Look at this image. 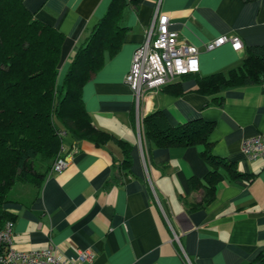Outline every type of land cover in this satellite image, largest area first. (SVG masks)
<instances>
[{
    "label": "crops",
    "instance_id": "obj_1",
    "mask_svg": "<svg viewBox=\"0 0 264 264\" xmlns=\"http://www.w3.org/2000/svg\"><path fill=\"white\" fill-rule=\"evenodd\" d=\"M22 1L34 19L65 37L61 84L74 51L113 0ZM122 2L119 48L104 52L102 67L81 92L94 127L109 138L98 146L65 135L61 155H70L67 168L61 173L50 168L36 193L8 206L14 216L12 248H52L62 260L89 250L93 264H185V257L191 264H264V160H249L241 151L244 140L264 133V83L211 93L200 89L241 67L250 47L264 45V0ZM158 8L178 41L198 49L200 69L145 93L136 107L124 79ZM222 36L238 37L242 48L233 51L226 43L205 50ZM155 112L171 127L211 123L209 153L235 164L238 177L221 171L213 196L204 200L211 165L200 147L160 148L148 141L142 121ZM191 180L201 187L190 190Z\"/></svg>",
    "mask_w": 264,
    "mask_h": 264
},
{
    "label": "trees",
    "instance_id": "obj_2",
    "mask_svg": "<svg viewBox=\"0 0 264 264\" xmlns=\"http://www.w3.org/2000/svg\"><path fill=\"white\" fill-rule=\"evenodd\" d=\"M122 5V0L111 2L107 15L74 51L58 84L63 34L34 19L22 0H0V231L8 221H14L8 206L24 202L8 199L13 184L18 180L32 182L36 193L61 155L65 135L75 142L85 140L98 146L109 138L94 127L84 110L81 92L102 67L104 52L111 54L119 48ZM248 52L241 67L226 78L212 77L200 89L211 93L264 83V45L252 46ZM142 128L146 139L160 148L202 149L200 154L212 168L204 177V200L213 196L221 171L237 176L235 164H225L209 153L211 123L194 120L171 127L161 113L155 112L143 118ZM60 131L65 135L60 136ZM123 147L129 150V146ZM7 165L11 168L6 169ZM189 186L190 190L201 187L196 180Z\"/></svg>",
    "mask_w": 264,
    "mask_h": 264
},
{
    "label": "built area",
    "instance_id": "obj_3",
    "mask_svg": "<svg viewBox=\"0 0 264 264\" xmlns=\"http://www.w3.org/2000/svg\"><path fill=\"white\" fill-rule=\"evenodd\" d=\"M152 22L141 46L134 54L130 71L124 79L134 95L136 107L145 93L160 91L163 87L173 83L175 79L199 73V51L195 47L178 41L175 31H170V19L155 11ZM230 44L233 51L242 48L238 37L222 36L206 45L210 51ZM237 45H239L237 47ZM64 136V132H59ZM241 151L249 160H264V133L244 140ZM70 155H60L51 166V172L61 173L69 164ZM13 223L8 221L0 231V264H93L94 255L89 250L77 251L72 258L62 260L52 248L19 252L12 248ZM185 264H191L185 257Z\"/></svg>",
    "mask_w": 264,
    "mask_h": 264
},
{
    "label": "rangeland",
    "instance_id": "obj_4",
    "mask_svg": "<svg viewBox=\"0 0 264 264\" xmlns=\"http://www.w3.org/2000/svg\"><path fill=\"white\" fill-rule=\"evenodd\" d=\"M67 139L63 140V144H66ZM11 168L10 165L6 166V169ZM12 190L10 191L8 195L9 200L14 201H27L26 198H30L33 193L36 191V188L33 187L32 182L31 183H23L22 181H16L13 186L11 187Z\"/></svg>",
    "mask_w": 264,
    "mask_h": 264
},
{
    "label": "snow or ice",
    "instance_id": "obj_5",
    "mask_svg": "<svg viewBox=\"0 0 264 264\" xmlns=\"http://www.w3.org/2000/svg\"><path fill=\"white\" fill-rule=\"evenodd\" d=\"M239 45H237V47H238Z\"/></svg>",
    "mask_w": 264,
    "mask_h": 264
}]
</instances>
